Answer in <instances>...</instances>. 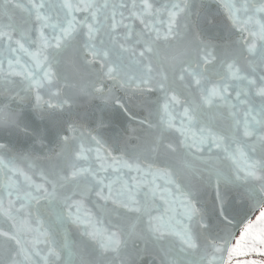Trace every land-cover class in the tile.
Instances as JSON below:
<instances>
[{"label": "snow or ice", "instance_id": "1", "mask_svg": "<svg viewBox=\"0 0 264 264\" xmlns=\"http://www.w3.org/2000/svg\"><path fill=\"white\" fill-rule=\"evenodd\" d=\"M0 264H264V0H0Z\"/></svg>", "mask_w": 264, "mask_h": 264}]
</instances>
